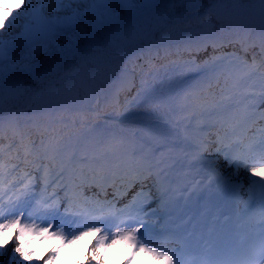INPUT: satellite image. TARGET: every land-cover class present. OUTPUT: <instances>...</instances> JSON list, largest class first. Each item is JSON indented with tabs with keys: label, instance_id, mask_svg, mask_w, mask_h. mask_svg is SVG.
<instances>
[{
	"label": "snow or ice",
	"instance_id": "snow-or-ice-1",
	"mask_svg": "<svg viewBox=\"0 0 264 264\" xmlns=\"http://www.w3.org/2000/svg\"><path fill=\"white\" fill-rule=\"evenodd\" d=\"M211 2L214 5H241L246 2L258 4L260 6L259 14L262 18L260 41L261 48L264 50V0H211ZM177 3L202 4L203 0H52V6L47 10V13H51V15L47 14L43 7L37 8L36 0H0V134L5 131L2 106L5 89L11 90L25 73L30 74L38 69V65L34 63L38 54L41 52L51 54L53 48L66 54L79 47L81 42H92L98 36L110 35L114 29L118 32L121 31L122 26L137 20L147 9L155 5H175ZM79 5H86L87 7L81 9ZM236 11L237 9L231 10V12ZM21 19L25 21L22 30L13 35V29L20 27ZM232 23V32H228L227 28L222 26L219 32L205 31L198 36L181 34L184 48L186 50L195 48L197 51H206L211 45L213 52H215L217 44H222L227 40L228 43L240 42L242 48L246 50L249 41L252 39L251 34L241 35V26L235 21ZM5 29H7L9 36L8 40L4 39L3 30ZM219 59V57L212 55L204 63L214 68ZM235 60L239 63L231 64L230 62L225 87H221L219 98L216 97L215 93L208 95L189 94L184 97L186 103L182 111L191 113V115H186L184 119L215 117L221 124L233 122L238 126L251 118L248 110L254 105L244 104L242 110L240 105L245 101L255 99V93L244 92L237 95L233 91V94L228 95L226 90H228L229 81H231L232 90H234L239 87H246L247 81L257 72H260L261 76L264 77V72L260 71L264 69V60L260 62L259 66L255 56H253L251 63L238 56L235 57ZM185 63L191 64L194 61H185ZM123 71L125 70L121 69V72ZM157 76L158 73H154L153 79H156ZM153 86L146 85L144 82L141 85L145 91ZM140 95L141 92L138 91L137 96ZM260 97L264 102V88L261 89ZM145 114L150 115L151 113L146 111ZM86 120V116L81 113V123H86ZM9 130L13 139L19 137L18 151L23 149L25 162H28L27 157L29 155H35L38 160L58 162L61 165V175L66 167L72 165L75 153L74 151L70 152V149L74 148V140L79 141V134L45 129L40 134L41 138L37 147L36 141L32 139L33 132L22 130L18 122L10 120ZM175 136V130L170 128L168 124L156 127L149 124L146 135L133 138L102 135L98 142L100 151L93 156L91 161L92 184L89 187L100 186L108 179L109 175H115L119 171L126 177H132L133 183H140L141 190L136 196L145 195L143 190L145 181H151L158 193V199L155 202L160 209H167L177 198V189L171 187L169 173L177 163H183V160L189 155L178 145L177 140L173 138ZM217 144L219 146H215V152L218 155L215 158L211 156L206 158L203 155L204 152L209 151L208 145L203 141L196 145V150L192 155L197 161L206 165L209 172L224 184H229L234 177H239L240 170L243 168L249 174V191L256 186L261 189V219L257 225L261 229L258 234V253L252 252L243 257L226 259L220 261L219 264H254L257 257L264 258V182H262L264 180V166H261L264 165V140L257 145H249L244 149L225 145L221 138H218ZM157 152H159V156H156ZM42 166L45 168L44 176L46 178L48 175L47 166L36 165L37 170ZM3 167L0 164V170ZM189 167H191L190 162ZM251 177L261 179L253 180ZM32 179H36V177ZM80 179L86 183L89 177L81 174ZM198 184L199 182H196L193 188L197 187ZM179 191L183 192L184 189ZM191 194L189 192V196ZM136 196L132 198L134 202ZM147 196L149 203H151V191L147 193ZM0 219H3V222L0 223V264H31L35 252L28 250L25 235L48 233L49 228L38 229L35 226L22 224L20 216L15 219H4L2 208H0ZM141 227H144L143 223H141ZM13 228L16 231L13 232L12 237H9L8 232ZM90 230L101 231L100 228H91ZM139 232L140 228H133L132 231L113 235L111 240L113 246L122 242L132 249L124 264H133L136 256L140 253L147 254L159 264H182L181 258L177 254L179 250L173 251V255L176 256L174 261L173 255L167 254L168 249L157 251L155 247L146 246L150 242L146 236L147 228H145L144 233L140 234L138 240L137 233ZM86 234L82 233L81 235ZM56 235L59 239H64L59 234ZM76 239H80V237H73V240ZM107 239V235L98 238L97 246L104 249ZM13 240L15 241L14 244ZM9 245L13 246L9 247ZM58 251L59 249H54L52 256L45 261V264H51V259L55 257ZM206 264H212V262L208 261Z\"/></svg>",
	"mask_w": 264,
	"mask_h": 264
},
{
	"label": "trees",
	"instance_id": "trees-1",
	"mask_svg": "<svg viewBox=\"0 0 264 264\" xmlns=\"http://www.w3.org/2000/svg\"><path fill=\"white\" fill-rule=\"evenodd\" d=\"M37 1L47 10L52 6V0ZM79 7L83 9L87 6ZM259 7L258 4L250 2L241 5H214L211 0H203L202 4L155 5L137 20L122 26L121 31L114 29L110 35L98 36L92 42H81L71 52L64 54L55 48L51 54L41 52L34 61L38 69L30 74L25 73L11 90L5 89L2 101L3 117L7 113L11 114L22 130H31L32 139L38 147L40 134L45 130V125L38 128L33 126L34 121H42L39 106L55 100L52 98L63 92L76 100V95H81L83 85L90 79H97L99 82L98 116L92 114L83 102L79 106L82 108L81 113L87 118L86 123H81V113L69 116L64 110H60L56 130L76 134L87 125L97 127L107 122L104 117L109 114L134 118L133 110L137 108L154 111L159 116L168 114L164 104L153 96V90L165 84L164 80L169 83L173 75L176 77L183 74L201 62L195 48H184L181 34L198 36L205 31L219 32L222 26L232 32V21L222 16L219 9L232 17L261 18ZM232 9L237 11L231 12ZM19 24L20 27L13 29V35L19 33L23 19ZM240 34L243 35L241 31ZM251 37L249 42L261 43L259 31L255 30ZM4 39L8 40L9 36ZM185 61L194 63L186 64ZM121 69L125 71L121 72ZM154 73H158L156 79H153ZM142 82L154 86L145 91L141 87ZM138 91L150 95L144 107L133 104ZM62 119L67 122L63 124ZM113 125L130 132L135 129L134 126L120 123ZM69 126L75 127L68 129ZM8 133H11L9 129ZM18 146L19 137L10 138L0 145V149L4 147L5 150H18ZM33 157L36 159L35 155ZM37 161L39 164L42 162L38 159ZM31 264H35L33 260Z\"/></svg>",
	"mask_w": 264,
	"mask_h": 264
},
{
	"label": "rangeland",
	"instance_id": "rangeland-1",
	"mask_svg": "<svg viewBox=\"0 0 264 264\" xmlns=\"http://www.w3.org/2000/svg\"><path fill=\"white\" fill-rule=\"evenodd\" d=\"M63 14V13H60ZM25 21L23 22V24ZM22 24V25H23ZM22 27L18 30L21 31ZM17 31V32H18ZM4 32V37L7 36V29L3 30ZM248 49H243V48H238L236 52L240 55L242 59L246 58H251L243 53L246 52ZM251 53H254L250 51ZM252 55V54H251ZM260 55V52L259 54ZM258 57V56H257ZM257 57H255L257 59ZM253 58V57H252ZM161 125V124H157ZM172 129L176 131L174 127L171 126ZM179 135L176 133V136ZM179 140L184 141V138L179 135L178 137ZM206 158L208 156H211L213 158L217 157V153L215 152V147L210 146L209 151L203 154ZM39 176V175H37ZM249 174L245 172L243 168L240 170V175L239 177H234L233 179H240L243 181V179H248ZM251 179L255 180V177H251ZM249 180V179H248ZM249 190V183L245 186L244 185V191L248 192ZM16 217L10 216L8 219H15ZM21 219V218H20ZM22 223V221H21ZM22 224H27L29 226H35L36 221H31L30 223H22ZM16 229L13 228L9 230L8 236L12 237L13 232H15ZM82 233H87L86 235H81ZM34 239H29L25 235V243L28 247L29 251H34L35 256L33 257V261L36 264H44L45 261L49 259L50 256H52L53 250L54 249H59V251L56 253L55 257L51 259V264H93L94 259H89V251H92L95 244V240L98 238H102L101 235L99 237L95 235V233H89V231H82L74 235V237H80V239L73 240L72 239V244L70 246L64 245L65 240H60L57 236H53L52 234L50 235L49 239H52L53 242H48L46 245L42 246L41 249H36L35 243L37 240L42 239V234L34 235ZM15 241L13 240V244ZM13 245H9V247H12ZM120 244L117 243L115 246L110 244H105L104 249H101L100 247L98 248V264H124V262L129 258L130 253L129 251H125L124 248H119ZM35 247V248H34ZM128 252V253H127ZM96 256V255H95ZM84 257H88V260H85ZM97 257V256H96ZM148 256L139 254L136 256V260L133 261V264H139V261H142L144 259H147ZM151 258V257H150ZM7 259V257H5Z\"/></svg>",
	"mask_w": 264,
	"mask_h": 264
},
{
	"label": "bare ground",
	"instance_id": "bare-ground-1",
	"mask_svg": "<svg viewBox=\"0 0 264 264\" xmlns=\"http://www.w3.org/2000/svg\"><path fill=\"white\" fill-rule=\"evenodd\" d=\"M248 55H250L249 53H247ZM263 110V113L257 115V116H254L252 117V120H251V123H250V127L253 128L255 127L256 125H258L259 123H263L264 124V105L263 107L261 108ZM18 165H20L19 163H16V166L17 167ZM189 174H192V175H195V173L193 171H189L188 172ZM18 178H21L23 180H25V182H27L29 179L30 181H34V179H32L34 176H33V172L31 169H29L25 174H22V167H19L17 168V171H16V174H15ZM131 185H132V190H128V187H124V188H121L120 189V195H132V198L133 196H136V194L141 190V185L140 183L136 182V183H133V179L131 178ZM151 182V181H150ZM243 183L246 185L249 183L248 179H243ZM103 185L105 186H108V182L107 180H105L103 182ZM152 185V183H151ZM100 191H103L99 186H91V187H87L86 189H83L82 191H78L75 189V185L74 183H67L66 186H63L61 189H59L57 192H56V195H57V198H58V202H61V203H65V204H68L69 205V202L72 201V200H75L77 204L79 205H85V202H83L84 198L90 194V193H93V192H100ZM116 194V195H118ZM142 196H136V198H141ZM107 206H109V202H106ZM2 219H0V222H1ZM68 246H70L71 244L69 243H66ZM95 246L93 248L92 251H89V259H94L95 257V260L93 261V264H98V246H97V240L94 242ZM97 257H96V256ZM88 257H84L85 260H88L87 259Z\"/></svg>",
	"mask_w": 264,
	"mask_h": 264
}]
</instances>
